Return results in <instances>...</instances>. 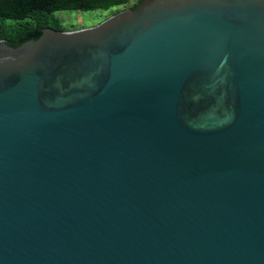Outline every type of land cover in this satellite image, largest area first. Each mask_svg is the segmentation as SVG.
I'll use <instances>...</instances> for the list:
<instances>
[{
  "label": "water",
  "instance_id": "water-1",
  "mask_svg": "<svg viewBox=\"0 0 264 264\" xmlns=\"http://www.w3.org/2000/svg\"><path fill=\"white\" fill-rule=\"evenodd\" d=\"M0 264H264V0L0 40Z\"/></svg>",
  "mask_w": 264,
  "mask_h": 264
},
{
  "label": "trees",
  "instance_id": "trees-1",
  "mask_svg": "<svg viewBox=\"0 0 264 264\" xmlns=\"http://www.w3.org/2000/svg\"><path fill=\"white\" fill-rule=\"evenodd\" d=\"M131 1L128 8L136 7L141 0H0V40L17 46L37 38L43 28L72 30L55 15L60 10H109Z\"/></svg>",
  "mask_w": 264,
  "mask_h": 264
},
{
  "label": "rangeland",
  "instance_id": "rangeland-1",
  "mask_svg": "<svg viewBox=\"0 0 264 264\" xmlns=\"http://www.w3.org/2000/svg\"><path fill=\"white\" fill-rule=\"evenodd\" d=\"M132 1L125 5L113 7L109 10H88V11H76V10H60L55 12V15L61 20L62 24L72 30L93 26L102 20L106 19L110 15L114 14L115 10H122L128 8Z\"/></svg>",
  "mask_w": 264,
  "mask_h": 264
}]
</instances>
